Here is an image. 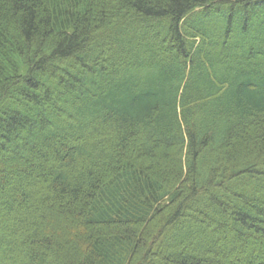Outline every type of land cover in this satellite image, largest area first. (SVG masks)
Here are the masks:
<instances>
[{"label": "trees", "instance_id": "obj_1", "mask_svg": "<svg viewBox=\"0 0 264 264\" xmlns=\"http://www.w3.org/2000/svg\"><path fill=\"white\" fill-rule=\"evenodd\" d=\"M0 264H264V0H0Z\"/></svg>", "mask_w": 264, "mask_h": 264}]
</instances>
